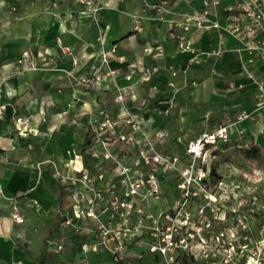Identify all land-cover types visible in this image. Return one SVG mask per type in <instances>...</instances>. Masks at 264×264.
Listing matches in <instances>:
<instances>
[{
	"label": "crops",
	"instance_id": "crops-1",
	"mask_svg": "<svg viewBox=\"0 0 264 264\" xmlns=\"http://www.w3.org/2000/svg\"><path fill=\"white\" fill-rule=\"evenodd\" d=\"M97 1L100 8L92 12L78 0H0V264L8 250L5 226H1L6 221L3 217H9L8 198H18L30 224L55 217L50 232L56 228L59 213L64 212L60 210V185L64 184L55 177L54 168L71 173L70 168L94 165L85 143L91 138L90 123L104 109L112 114L117 111L116 88L139 79V64L157 70L149 82L137 86L138 96H148L153 86L158 89L156 98L148 100L147 110L140 112V120L152 138L157 132H166L160 147L181 153L183 145L176 137L187 133L192 138L214 129L227 115L251 110L254 80L264 81V66L257 61L248 65L253 79L242 74L235 51L240 44L230 35L224 36L226 51L221 56L201 54L200 62L191 64L192 54L178 50L165 24L144 8L146 0ZM202 6V0H182L178 9L192 12ZM136 15L141 16L142 32L134 29ZM191 37L199 53L219 45L215 31L194 29ZM158 43L164 50L161 58L154 57L155 50L144 52L146 46ZM62 47L71 49L77 66L62 53ZM25 50H48L54 62L39 70L12 74L14 59ZM103 54L109 58L106 63L102 62ZM93 67L120 73L105 77L101 84L78 82L92 73ZM170 67L177 71L175 76ZM64 70H71L75 78ZM130 71L132 77L127 81L123 75ZM169 81L178 88V114L163 116L160 101ZM16 118L28 119V134L18 133ZM239 127L243 134L234 132L231 138L256 142L264 148V113H256ZM162 190L168 205L176 194L174 183L163 181ZM66 191V203L73 204L71 193ZM32 200L39 201L40 208H34Z\"/></svg>",
	"mask_w": 264,
	"mask_h": 264
},
{
	"label": "built area",
	"instance_id": "built-area-1",
	"mask_svg": "<svg viewBox=\"0 0 264 264\" xmlns=\"http://www.w3.org/2000/svg\"><path fill=\"white\" fill-rule=\"evenodd\" d=\"M78 1L92 12L100 8L97 0ZM202 1V8L192 12L178 9L182 0H146L144 8L154 12L165 24L179 51L192 54L191 64H198L201 54L208 58L221 56L226 51L224 36H232L240 44L235 51L242 74L253 79L248 65L257 61L264 66V0ZM134 17V29L142 32L141 16ZM194 29L215 31L218 47L199 53L191 37ZM153 50L154 57L161 58L164 51L161 44L144 48L146 53ZM61 51L71 57L73 66L78 65L70 48L62 47ZM52 57L48 50H25L11 73L39 70L53 63ZM108 59L103 54L102 62ZM136 69L140 74L136 82L116 88L114 102L118 109L113 116L102 110L90 123L91 138L86 152L95 160L94 165L70 168L71 173L55 169L66 190L72 191L73 204L63 212L62 225L78 231L73 220L93 224V241L80 245L79 264H90L91 253L109 255L111 264H142L148 259L153 264H179L182 256L201 264H264V244L251 245L240 211L241 201L233 196V189L211 172L214 150L229 144L234 130L242 135L244 129L239 125L243 121L252 119L256 113H264V81L254 80L256 94L251 110H239L234 117L227 115L214 129L192 138L187 133L176 137V142L183 145L181 153L156 144L165 139L166 132H157L156 138H152L143 131L140 112L147 110L148 100L156 98L158 89L151 87L152 93L148 96H138L136 89L140 82H149L157 69L142 63ZM169 69L175 76L177 71ZM64 72L75 78L71 70ZM119 73L93 67V72L78 82L101 84L105 77L114 78ZM123 77L130 81L132 71ZM166 86V94L160 101L163 114L177 107V86L173 81ZM17 122L18 131L25 133L28 119L17 118ZM22 127H26L24 131ZM27 129L30 131L29 127ZM165 180L174 183L176 194L167 207L155 213L152 210L163 199L162 182ZM230 203L234 205L229 206ZM10 218L16 225L24 223L15 196L11 198ZM262 234L264 230L259 231V235ZM53 243L55 248H62V244Z\"/></svg>",
	"mask_w": 264,
	"mask_h": 264
},
{
	"label": "rangeland",
	"instance_id": "rangeland-1",
	"mask_svg": "<svg viewBox=\"0 0 264 264\" xmlns=\"http://www.w3.org/2000/svg\"><path fill=\"white\" fill-rule=\"evenodd\" d=\"M16 60L17 58L14 59V65ZM175 109L169 114H161L163 116L178 114V111H175ZM104 111L106 110L104 109ZM107 113L109 116H113L112 112L107 111ZM15 122L16 126H18L17 118ZM140 123L145 134L149 136L141 120ZM24 128L26 127H22L21 131H24ZM89 130L91 134V129ZM234 132L236 135L238 134L235 130ZM18 133L26 135L28 134V129H25V133H20L19 131ZM164 140L165 139H160V141H156V144L160 146L164 144ZM244 143L246 142L242 138H231L230 142L232 145H245ZM231 150H233V147H229L227 152ZM232 156L237 160V163L219 164L217 167V174L229 188L233 189L235 193L233 196L241 201L242 206L240 211L246 221L250 240L252 241L251 245H263L264 234H262L263 236L259 235V231L261 232L264 230V170L258 168L255 162L239 157L236 152H234ZM55 169L56 168H54V174ZM55 177L61 183L60 176L55 174ZM215 178L218 177L215 176ZM236 185H238V188L234 189ZM68 192L72 193L70 189ZM0 194H2V192ZM11 198L12 196L8 198L10 209ZM34 201L35 200L31 201V205L34 208H40L39 201H35L37 204H35ZM232 202H235V200ZM233 205V203L229 204V206ZM167 206V203L164 202L163 199L152 211L158 213L162 208ZM22 214L24 215L23 210ZM27 217V214L24 215V223L22 225L13 223L10 218V212L8 218L7 216L3 217L6 221L3 222L1 226L2 228L5 226L3 233L7 237V245L5 247L8 250L7 252L5 250V261L1 262V264H79L80 245L84 241H93V224L91 222L79 223L73 220L75 225L79 227V230H68L62 225L63 213H61L57 219L56 228L50 232V226L55 222V217L53 220L49 218L46 220L42 219L35 224H30L27 221ZM60 231L61 235H54L56 232ZM53 241L62 244V248H55ZM47 250H49L48 254L44 252ZM93 255L94 254L91 253L88 256L90 264H111L109 255L104 254L99 256V254H95L97 255L96 257ZM44 256H46L45 259H43ZM138 264H140V262ZM142 264H153V261L149 259L144 260Z\"/></svg>",
	"mask_w": 264,
	"mask_h": 264
},
{
	"label": "trees",
	"instance_id": "trees-1",
	"mask_svg": "<svg viewBox=\"0 0 264 264\" xmlns=\"http://www.w3.org/2000/svg\"><path fill=\"white\" fill-rule=\"evenodd\" d=\"M90 142V138H86L85 143L88 144ZM229 147H233V150L230 152H227ZM236 152L239 157L253 161L258 165V168L264 170V148L259 145L256 142H248L245 145H232V144H227L223 146L220 149L214 150L215 154V159L212 163L211 166V172L212 175L216 177H220L217 174V167L219 164H225V163H237V160L233 158V153ZM66 187L64 185H60V210L64 211L68 210L71 207V203H66ZM60 216V213H59ZM46 254H48V250L46 251ZM179 264H201L200 262L195 261L194 259L187 257V256H182L179 260Z\"/></svg>",
	"mask_w": 264,
	"mask_h": 264
}]
</instances>
